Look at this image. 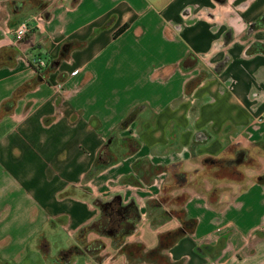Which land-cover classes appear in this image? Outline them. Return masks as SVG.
Listing matches in <instances>:
<instances>
[{
	"label": "crops",
	"instance_id": "0c3cea01",
	"mask_svg": "<svg viewBox=\"0 0 264 264\" xmlns=\"http://www.w3.org/2000/svg\"><path fill=\"white\" fill-rule=\"evenodd\" d=\"M263 15L264 0H0V264H77L51 254L97 215L71 186L140 213L128 237L140 249L83 264H264V155L240 181L192 173L235 139L264 149V25L248 30ZM23 21L35 28L15 42L7 30ZM201 70L212 73L187 93ZM174 164L191 182L171 187L181 218L175 204L147 208Z\"/></svg>",
	"mask_w": 264,
	"mask_h": 264
},
{
	"label": "flooded vegetation",
	"instance_id": "af4514ba",
	"mask_svg": "<svg viewBox=\"0 0 264 264\" xmlns=\"http://www.w3.org/2000/svg\"><path fill=\"white\" fill-rule=\"evenodd\" d=\"M263 25L264 19H258L249 25L248 30L253 31ZM253 45L257 48L264 49V43H254ZM224 62L225 59L214 64L213 70H218ZM208 73V70H201L197 77L203 78ZM115 140L118 144H123V139H115V136H112V141L115 142ZM120 152V147L116 149L112 148L108 152H102L98 157L101 161L111 160L115 159ZM262 155H264V149L262 147H257L255 144L243 145L241 140H236L228 142L218 156L205 155L200 157L199 161L202 164V172L206 175H213L217 178L236 177L240 176L242 174L241 171L246 168L253 170L261 168L262 161L259 157ZM175 169V165L169 168L171 182L166 183L161 180L162 192L157 199L148 200L147 208L153 209L154 207L152 205L158 204V206L165 207L167 213H174L176 211L172 208L174 204L178 209L181 208L180 206L184 196L183 194L177 197L173 196L171 194V187L178 186L179 188H186L191 182L189 181V172L181 171L177 173ZM119 195V193H112L103 197L101 195L92 196L87 193L86 197L90 198L91 204L97 208V215L89 222V226H83L78 231L79 242L73 245L74 248L60 251L59 254L61 255H58L59 257L56 260H60L62 257L65 258L71 251H74V254L76 251L77 254L94 255L92 253L99 254L101 250L108 246H113L117 250L128 248L131 244L128 242V237L136 233L140 213L133 199L124 201ZM131 226H133V231L127 234ZM88 234H93L96 237L107 236L109 243L106 244L102 240H99L101 238H95L89 241L87 238ZM102 255H104L103 259H105L107 253Z\"/></svg>",
	"mask_w": 264,
	"mask_h": 264
},
{
	"label": "trees",
	"instance_id": "16d2710c",
	"mask_svg": "<svg viewBox=\"0 0 264 264\" xmlns=\"http://www.w3.org/2000/svg\"><path fill=\"white\" fill-rule=\"evenodd\" d=\"M260 19H264V15L262 17H260ZM229 40H230V32H227L226 35H225V42H228ZM189 57H195V56L194 55L191 56L190 53H189L188 56L185 58V60H182L181 63H180L183 68L191 67V66L194 65V63H196V60H195L196 58L194 59V61L189 62L188 61L190 59ZM201 79L202 78H200V77H196V78L192 79L191 81H188L187 84H186V88H185L186 92L188 93L192 89V87L194 85H196L199 81H201ZM123 123H125V122H123ZM210 156H212V155H210ZM174 165L177 166V164H174ZM174 165L169 166V168L172 167V166H174ZM176 172L179 173L181 171L176 170ZM241 172H242V174L240 176H236V177H222V178H217L216 177V178L217 179H221V180H227V181H233V180L240 181V180H243L244 179V171H241ZM192 173L194 174V182H193L194 184H196V182H198V180L201 179V178H204V177H209L210 178L211 176H213V175H209V174L206 175L205 173L202 172V164H201V168H196L195 171L192 172ZM65 192H66V194L75 195V196L82 197V198H86V195H87L84 192L75 190V188L72 187V186L71 187H68ZM156 205L158 206V204H153L152 206L153 207H157ZM175 214L177 215V217L181 218L182 217L181 209H178L175 212ZM89 225H90V223H88V224H86L84 226H89ZM193 226H194V220L193 219L183 220L182 221V224H181V227H179V229H178V232L179 233L180 232H185L187 230H190ZM132 231H133V226H131V228L128 229L127 234L132 233ZM173 234H174L173 237H175L176 232H174ZM173 237H170V238L173 239ZM164 244H165V240L163 238H160V240H159V247H162ZM73 248L74 247L71 246L67 250H71ZM129 249L130 250H136V249H140V247L133 243V244H130L128 246V248H125L124 250H129ZM97 252H99V251H97ZM100 253L99 254H96L94 252V253H92L94 255H90V257L98 258L100 260H103L104 255H100Z\"/></svg>",
	"mask_w": 264,
	"mask_h": 264
},
{
	"label": "rangeland",
	"instance_id": "374dc122",
	"mask_svg": "<svg viewBox=\"0 0 264 264\" xmlns=\"http://www.w3.org/2000/svg\"><path fill=\"white\" fill-rule=\"evenodd\" d=\"M209 71V70H208ZM209 73H212V71H209ZM209 73L208 74H205V76L204 77H207L208 75H209ZM203 77V78H204ZM233 141H236V139L235 140H233ZM116 142V141H115ZM114 146H117L116 145V143L114 144ZM124 155V153H123V150L119 153V156L120 157H122ZM101 181H104V178H102L101 179ZM105 182V181H104ZM108 185H113V183L111 182V181H109L108 183H107ZM115 185V184H114ZM85 188V190H87L86 192H88L90 195H95V193H97V191H100L99 190V188L98 187H88V186H86V187H84ZM102 192V191H101ZM99 194H101V193H98V195ZM167 213V212H166ZM169 215H171L170 213H168L167 214V216H169ZM99 236V235H98ZM87 238H89V241H91L92 239H95V238H101V239H99V240H102L104 243H106V244H108L109 243V240H108V237L107 236H103V237H96L95 235H93V234H88L87 235ZM57 239H58V241L60 242V243H62V246H66L65 248L66 249H68V248H70V246H68V244L70 243V241H72V238L70 237V236H68V235H65V234H60L59 236H57ZM55 248H56V246H54L53 247V250L51 251V254H54V256H56V258H58L61 254H59L58 253V251L56 252V250H55ZM105 249H103V250H101V252H103ZM73 253V254H72ZM33 254V253H32ZM69 255H67V256H65V258H63V260L65 261V260H67V259H71V258H76L78 261H77V264H83V257L85 256V257H90V255H84V256H80V255H78L77 254V252L75 251V254H74V251H71L70 253H68ZM39 254H34V257H33V259H37L35 262H34V264H38V260H39V264H43V262H45L46 261V264H54L53 262H52V256H49V257H47V256H45L42 260H41V258H39V256H38ZM59 255V256H58ZM41 256V255H40ZM61 259V258H60ZM162 260L164 261V258H162Z\"/></svg>",
	"mask_w": 264,
	"mask_h": 264
},
{
	"label": "built area",
	"instance_id": "2783aa9c",
	"mask_svg": "<svg viewBox=\"0 0 264 264\" xmlns=\"http://www.w3.org/2000/svg\"><path fill=\"white\" fill-rule=\"evenodd\" d=\"M35 26L30 24L28 21L19 23L13 30H7L13 36L15 42H20L28 33H30ZM43 64V62H41Z\"/></svg>",
	"mask_w": 264,
	"mask_h": 264
},
{
	"label": "water",
	"instance_id": "95a60500",
	"mask_svg": "<svg viewBox=\"0 0 264 264\" xmlns=\"http://www.w3.org/2000/svg\"><path fill=\"white\" fill-rule=\"evenodd\" d=\"M119 196H120V198L122 199V195L120 194Z\"/></svg>",
	"mask_w": 264,
	"mask_h": 264
}]
</instances>
